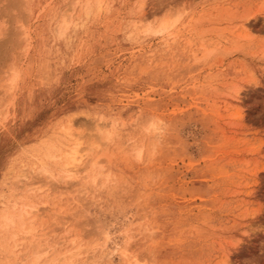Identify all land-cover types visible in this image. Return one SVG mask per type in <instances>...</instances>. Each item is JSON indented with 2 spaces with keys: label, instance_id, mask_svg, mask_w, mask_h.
I'll list each match as a JSON object with an SVG mask.
<instances>
[{
  "label": "rangeland",
  "instance_id": "1",
  "mask_svg": "<svg viewBox=\"0 0 264 264\" xmlns=\"http://www.w3.org/2000/svg\"><path fill=\"white\" fill-rule=\"evenodd\" d=\"M97 2L0 0V264H264V0Z\"/></svg>",
  "mask_w": 264,
  "mask_h": 264
},
{
  "label": "bare ground",
  "instance_id": "2",
  "mask_svg": "<svg viewBox=\"0 0 264 264\" xmlns=\"http://www.w3.org/2000/svg\"><path fill=\"white\" fill-rule=\"evenodd\" d=\"M96 1H98V2H100L101 0H96ZM97 2V3H98ZM101 3V2H100ZM99 5V4H98ZM65 18V17H64ZM66 20V19H65ZM64 20V21H65ZM167 23V22H166ZM166 23H164L165 24V26L163 27V25L161 26V29H164V28H166V26H167V24ZM65 24V23H64ZM62 26V25H61ZM60 26V27H61ZM169 26V25H168ZM67 27H68V25H67ZM163 27V28H162ZM161 29H159V30H161ZM167 29V28H166ZM60 30H61V32H62V29L60 28ZM162 31V30H161ZM14 81H16V80H14ZM13 81V82H14ZM102 124H104V123H102ZM105 126V125H104ZM104 126L102 127V128H104ZM102 128H101V130H102ZM78 144V143H77ZM76 148V147H75ZM78 153V149H74V150H72V152H70V164H72V163H76L77 161H79V158L77 157V154ZM69 155V154H68ZM95 164V163H94ZM65 168V167H64ZM67 169V172H70L69 170H71V169H69V166L66 168ZM68 174V173H67ZM69 174H71V172L69 173ZM69 176V175H68ZM21 209V208H20ZM32 211V210H31ZM25 213H27V212H25ZM29 214H30V212H29ZM27 215V214H26ZM18 217H20V215L18 216ZM9 220V219H8ZM11 221V220H10ZM23 225V224H22ZM32 225V224H31ZM30 226V225H29ZM77 254V253H76ZM75 255V254H74Z\"/></svg>",
  "mask_w": 264,
  "mask_h": 264
},
{
  "label": "clouds",
  "instance_id": "3",
  "mask_svg": "<svg viewBox=\"0 0 264 264\" xmlns=\"http://www.w3.org/2000/svg\"><path fill=\"white\" fill-rule=\"evenodd\" d=\"M161 123H163V122H161Z\"/></svg>",
  "mask_w": 264,
  "mask_h": 264
}]
</instances>
